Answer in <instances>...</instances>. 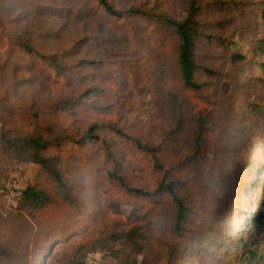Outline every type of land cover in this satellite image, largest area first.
I'll use <instances>...</instances> for the list:
<instances>
[{"label": "rangeland", "instance_id": "rangeland-1", "mask_svg": "<svg viewBox=\"0 0 264 264\" xmlns=\"http://www.w3.org/2000/svg\"><path fill=\"white\" fill-rule=\"evenodd\" d=\"M109 1L122 12L141 7L176 20L186 12L181 0ZM201 2L199 21L210 39L198 41L197 80L206 85L189 97L194 111L209 117L208 156L199 173L178 175L169 163L155 170L148 153L113 130L161 146L166 162L173 155L163 145L171 48L154 41V19L110 16L98 0H0V129L10 138L36 132L51 141L45 155L56 159L65 182L59 187L28 157L14 155L5 164L3 181L18 176L24 188L38 186L55 204L32 218L0 199V264H235L232 257L216 256L257 208L258 170L264 164V72L263 59L254 53L264 39L262 9H257L264 3ZM220 38L239 42L241 52L227 50ZM17 39L57 55L65 69L28 55ZM83 60L94 63L78 66ZM66 101L72 106L60 105ZM94 125L101 140L82 142ZM63 134L73 139L63 140ZM254 160L257 167L249 173ZM113 173L146 191L181 176L193 203L183 235H170L166 217L147 220L156 204L127 192ZM143 217L146 221H140ZM141 225L147 238L126 241Z\"/></svg>", "mask_w": 264, "mask_h": 264}, {"label": "trees", "instance_id": "trees-1", "mask_svg": "<svg viewBox=\"0 0 264 264\" xmlns=\"http://www.w3.org/2000/svg\"><path fill=\"white\" fill-rule=\"evenodd\" d=\"M101 7L110 16L123 18L145 16L154 19L156 30L153 34V39L156 42L166 44V47L171 48L168 54L170 62V73L172 77L170 82L167 79V87L164 90V112L166 118L165 141L164 147L170 150L173 155L168 162L161 155V146L144 144L140 140L129 138L121 129L113 127L117 135L125 138L128 141H134L137 149L148 153L151 156V161L155 170L163 171L167 163L180 175L199 173L205 166L207 161V132L209 117L203 115V112L196 113L194 105L190 100V92H201L205 89L204 83L197 80V74L200 70L198 64V41L201 38H209L203 33L199 17L202 14L203 6L201 0H181L186 6L185 17L182 20H176L168 14L155 12L154 10H145L141 7H132L124 12L118 10L109 0H98ZM264 3V0L263 2ZM224 4V3H223ZM257 4L256 7H259ZM237 8V4L232 5ZM262 9V17L264 18V5ZM0 25L2 20L0 18ZM222 46L235 54L241 51L239 42L227 43L222 38L218 39ZM17 45L28 55H33L40 60L48 63H55L60 69H65L59 61L57 55H46L39 51L34 43L29 39H17ZM156 46V45H155ZM254 54H259L263 59L260 63L264 72V39H261L256 44ZM243 57V56H239ZM93 61L83 60L78 66L91 65ZM205 72L212 73L211 70L204 67ZM60 105L71 107L69 101L62 102ZM159 106V104H158ZM97 126H92L82 137V142L100 141V136L96 133ZM63 140H71L69 134L61 135ZM108 156L113 158V152L110 144L103 142ZM52 142L47 140L40 133H33L27 136H18L10 138L9 131L0 129V199L4 201L3 188V168L5 164L16 156H23L32 159L36 164L40 165L44 172L52 177L59 187L64 188L65 182L62 173L57 168L56 159L48 158L45 152L50 148ZM256 161L249 164V173H253L256 169ZM261 172L260 180L257 182L258 199L256 202L257 208L251 210L246 217L247 221L243 226L237 238H231L224 242L220 250L217 251L216 260L220 257L234 260L235 264H264V164L259 167ZM127 192L135 195L144 196L152 200L155 208H151L150 214L147 215V220L155 215L166 217V228L174 238H179L183 235L184 224L188 220L192 212V198L190 189L186 181L178 176L175 180H163L155 191H146L140 188H132L125 183L122 177L112 174ZM262 197V198H261ZM55 204L54 197L41 190L38 186H28L24 191L23 196L19 201L18 207L24 215L35 218L37 213H40ZM140 221H146V217L139 218ZM146 223V222H145ZM145 225V224H144ZM148 226H152V222L148 221ZM143 225L136 226L127 236L126 241H134L135 239L145 240L147 236L144 233ZM150 230V229H149ZM150 236H148V239ZM218 239V238H217ZM221 242V240L219 239ZM136 243V242H135ZM137 245V243H136ZM232 246L233 251H226ZM174 249L171 248L169 255L173 256ZM2 254V255H1ZM236 255V256H233ZM49 255V254H48ZM0 256H4V252H0ZM70 264H85L81 260H73Z\"/></svg>", "mask_w": 264, "mask_h": 264}, {"label": "built area", "instance_id": "built-area-1", "mask_svg": "<svg viewBox=\"0 0 264 264\" xmlns=\"http://www.w3.org/2000/svg\"><path fill=\"white\" fill-rule=\"evenodd\" d=\"M26 188L23 186L22 179L18 176H13L9 178L4 183L3 194H4V202L9 207H18L19 201L23 196L24 191ZM86 264V263H85Z\"/></svg>", "mask_w": 264, "mask_h": 264}]
</instances>
